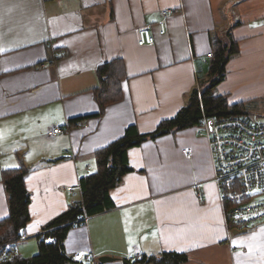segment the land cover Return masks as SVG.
<instances>
[{
    "label": "crops",
    "instance_id": "crops-1",
    "mask_svg": "<svg viewBox=\"0 0 264 264\" xmlns=\"http://www.w3.org/2000/svg\"><path fill=\"white\" fill-rule=\"evenodd\" d=\"M164 10L172 12L161 34ZM148 24L156 41L140 46L137 31ZM216 38L236 41L239 53L214 92L230 103L264 96V0H0V219L9 214L3 171L25 163L31 194L27 238L15 242L16 254H37L38 235L83 202L81 178L97 171L96 150L131 125L154 132L188 104L198 81L208 82L203 57ZM112 60L124 63V94L100 115L98 68ZM68 122L69 130L51 133ZM199 128L130 148L134 171L110 191L114 206L68 230V255L99 258L85 264L165 252L182 256L179 264H264V221L228 227L231 206ZM104 255L116 260L102 263Z\"/></svg>",
    "mask_w": 264,
    "mask_h": 264
},
{
    "label": "trees",
    "instance_id": "trees-1",
    "mask_svg": "<svg viewBox=\"0 0 264 264\" xmlns=\"http://www.w3.org/2000/svg\"><path fill=\"white\" fill-rule=\"evenodd\" d=\"M239 53L238 43L228 44L225 40L214 39V57L210 61L208 82L202 85V95L196 89L189 97V102L176 116L163 121L157 130L142 134L135 125L126 129L125 134L95 151L97 171L81 178L83 202L72 204L62 215L52 221L45 234L40 233L39 251L30 257L16 253L0 264H85L75 260L66 252L65 239L68 230L80 222L85 214L93 215L114 206L110 191L120 185L126 174L134 171L128 158V150L143 144L148 139H154L172 130L182 129L190 125L200 126L203 116L211 121L234 115H246L245 102L230 103L224 94L215 93L214 89L226 77L228 61ZM100 83L95 88V99L100 106L99 114H103L107 105L123 98V81L127 72L122 60H112L99 66ZM247 116V115H246ZM28 166L22 162L19 168L3 171L9 214L0 219V244L20 239L31 220V194L26 186ZM42 235L56 237L55 243H49ZM183 257L179 254L165 252L160 257H142L136 260L147 264H179ZM133 261L128 264H136Z\"/></svg>",
    "mask_w": 264,
    "mask_h": 264
},
{
    "label": "built area",
    "instance_id": "built-area-1",
    "mask_svg": "<svg viewBox=\"0 0 264 264\" xmlns=\"http://www.w3.org/2000/svg\"><path fill=\"white\" fill-rule=\"evenodd\" d=\"M172 11L164 10L163 18L159 20L160 33L166 34L168 25L166 16ZM138 44L140 46L154 44L156 39L151 25H144L138 29ZM214 51L207 53L203 59L210 62ZM196 89L202 95L203 87L198 81ZM83 121H76L75 125L82 126ZM71 122L66 127L56 125L51 130L54 135L64 133L71 128ZM199 134L203 135L210 149L214 181L220 189L224 203L231 207L226 210L229 228H249L264 221V201L249 202L254 195L264 193V118L258 119L246 115H234L211 121L203 116ZM189 153L188 150H184ZM202 196V195H200ZM89 215L85 214L80 221L86 222ZM45 234V231L42 232ZM22 238H27L26 232ZM49 243H55L56 237L42 235ZM20 239L0 244V263L6 262L14 255L15 242ZM140 253L131 259L140 257ZM80 262L99 261L91 252H79L74 255Z\"/></svg>",
    "mask_w": 264,
    "mask_h": 264
},
{
    "label": "rangeland",
    "instance_id": "rangeland-1",
    "mask_svg": "<svg viewBox=\"0 0 264 264\" xmlns=\"http://www.w3.org/2000/svg\"><path fill=\"white\" fill-rule=\"evenodd\" d=\"M245 110L246 115L254 118H264V96H259L253 99H250L245 102ZM199 132V131H198ZM249 202H263L264 201V193L254 195Z\"/></svg>",
    "mask_w": 264,
    "mask_h": 264
},
{
    "label": "water",
    "instance_id": "water-1",
    "mask_svg": "<svg viewBox=\"0 0 264 264\" xmlns=\"http://www.w3.org/2000/svg\"><path fill=\"white\" fill-rule=\"evenodd\" d=\"M239 231H241V230H239V229L234 230V232H239ZM115 260H116L115 257L109 256V255H104V256L100 257V261L102 263L113 262Z\"/></svg>",
    "mask_w": 264,
    "mask_h": 264
}]
</instances>
